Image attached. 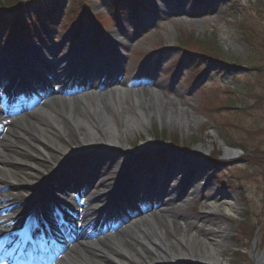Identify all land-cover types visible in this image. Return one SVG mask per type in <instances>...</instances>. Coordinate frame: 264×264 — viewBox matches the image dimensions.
Returning a JSON list of instances; mask_svg holds the SVG:
<instances>
[{"label": "rangeland", "instance_id": "rangeland-1", "mask_svg": "<svg viewBox=\"0 0 264 264\" xmlns=\"http://www.w3.org/2000/svg\"><path fill=\"white\" fill-rule=\"evenodd\" d=\"M35 1L47 2L45 6L40 5L42 24L37 16H34L33 24L29 20L27 12L31 11V6L28 3ZM56 1L54 12L50 9L51 0H28L22 3L18 13L14 12L9 0H0V7H4L1 18L5 20L0 23V50L7 51L18 61L22 53L28 51L24 46L36 43L33 40L37 41L35 45L51 47L55 51L71 47L78 50V40L82 36L85 44L80 45V50L87 59L95 57L97 52H104L107 57L121 60L120 80L126 83L128 90L155 89L161 93L162 102L168 108L174 110L176 107L191 114L193 131H184L173 121L163 120L131 137L134 156L129 169L136 171L143 167L151 174L152 168H156L153 174L158 175L171 159H174L176 169H184V165L197 161L198 176L190 182L192 187L188 195L171 203L170 207L178 209L180 219L187 218L190 225L193 224L191 229L194 232L207 218L223 223L229 229V247L223 258L233 260L231 264H257V257L264 253V161L261 158V153L264 155V72L234 71L201 55L198 57L202 62L196 64L193 56L180 45L188 41L191 42L190 50L204 53L207 47H216L221 53L220 59L228 65L241 64L245 69L264 67V0H189L185 6L188 13L184 14L177 13L176 9L168 10L176 5V0H124L126 5L117 6L113 0ZM156 3L167 9L160 7L146 11L148 5ZM17 5L15 3V7ZM44 8L50 9V13ZM6 11H12V16L9 17ZM115 11L120 16H116ZM93 21L98 23V30L92 25ZM19 31H24L21 45L16 44ZM116 33L124 38V42L109 41V37H115ZM103 38L107 48L102 47ZM194 38L204 46L194 45L196 43L191 41ZM91 63L92 60L87 65ZM94 63L90 66L93 67ZM203 63L209 72L207 69L200 71ZM79 65L88 69L86 64ZM228 68L230 71H225ZM100 80L93 78L88 83L103 91ZM107 82L114 87L117 79L111 77ZM68 87L62 88V94L70 95ZM50 94L48 90L40 92L38 98ZM38 98L34 99L33 108L28 106L27 110L17 111L9 121L24 118L35 111L42 103ZM130 99L124 103L131 105ZM3 125L0 124V133L8 129ZM149 137L154 140V145L139 152ZM227 137L246 148L251 156L238 145L231 146ZM174 142L178 143L179 149H173ZM223 144L236 154L226 155ZM202 145L206 150L196 153ZM113 158L117 162L120 154ZM255 159L259 160L258 163L254 162ZM115 165L112 162V166ZM65 171H68L67 167ZM205 177L209 178L206 186L201 180ZM180 182L181 179L175 184ZM170 188L173 190L174 186ZM194 191L198 195L193 200L195 196L191 194ZM18 193L33 195L27 189L18 190ZM214 196L221 200H216L214 210H210L206 201ZM228 197H233L238 204L231 217L224 215L221 203ZM155 212L158 211H152V214Z\"/></svg>", "mask_w": 264, "mask_h": 264}, {"label": "bare ground", "instance_id": "bare-ground-1", "mask_svg": "<svg viewBox=\"0 0 264 264\" xmlns=\"http://www.w3.org/2000/svg\"><path fill=\"white\" fill-rule=\"evenodd\" d=\"M177 11L180 14L188 13L184 0ZM38 47L41 55L48 57L51 53L47 47ZM0 51V80L4 82L9 77L14 80L25 78V75L12 73L9 76L7 69L18 67L19 63L14 65L15 60L5 55V50ZM30 57L28 52L22 62L29 63L27 60ZM55 68L65 72L59 75L53 72L51 75L45 71L37 78L39 83L49 86L51 94L41 97L42 103L35 111L15 121H9L10 117L0 112V124L8 127L5 133H0V187L5 188L0 197L8 199L5 206H16L12 214L27 209L29 201L34 200L38 206L45 199L65 195L68 189L77 190L87 198L85 206L93 217L99 214L111 217L104 221L110 222L113 229L134 215L147 214L148 218L142 223L132 224L128 230L116 234L109 232L96 237L88 229H79V240L75 244H68L62 235L56 233L55 239L66 246L57 264H231L233 260L226 261L223 258L229 247L228 227L207 218L194 232L191 227L193 224L190 225L187 218L180 219L178 209L170 207L171 203L188 195L186 187L198 176L197 161H192L184 171L171 167L161 168L160 175L147 176L141 180L129 169L134 156L131 137L141 131L145 132L146 127L156 121L163 120L169 123L173 121L184 131H193L195 128L191 124V114L176 107L174 110L168 108L162 102L161 93L155 89L128 90L123 81L108 90L92 88L70 95L62 94L65 83L74 78L77 80L82 75L75 74H85L87 71L76 61L67 63L65 59L58 60ZM27 81L31 82L30 79ZM30 89V94L34 95L36 89ZM128 98H131V105L124 103ZM153 145L154 140L149 137L139 152ZM224 149L228 156L236 154L226 146ZM203 150L206 147L199 146L196 153ZM117 154H120V158L116 162L113 157ZM112 162L117 165L112 166ZM170 162L172 165L175 163L174 159ZM110 166L112 170L108 172ZM66 167L68 171H65ZM187 171L190 174L182 182L179 189L181 192L174 191V188L170 191L169 181L175 184ZM162 181L166 185L159 190V182ZM19 189H27L34 195L24 197L18 193ZM191 195L195 196L194 200L198 194L194 191ZM218 199L214 196L206 201L207 208L214 210L213 205ZM234 200L228 197L221 202L224 215L231 217L237 209L238 204ZM154 208L158 212L152 214ZM61 214L62 217L55 219L50 227L58 225L60 229L62 227L59 226H66L67 213ZM50 215H53L51 210L37 211L32 214L33 218L25 219L24 225L27 221L36 225L39 219ZM101 220L97 217L96 222ZM100 225L103 228L104 224ZM40 249L36 254L42 255L48 245L42 244ZM263 262L264 253L257 257V264Z\"/></svg>", "mask_w": 264, "mask_h": 264}, {"label": "trees", "instance_id": "trees-1", "mask_svg": "<svg viewBox=\"0 0 264 264\" xmlns=\"http://www.w3.org/2000/svg\"><path fill=\"white\" fill-rule=\"evenodd\" d=\"M250 2V1H249ZM8 3H19V0H9V2ZM12 5V4H11ZM2 8H4V7H0V9H2ZM246 36H248V35H246ZM191 41H193V42H195L196 44H194V45H198V46H204L203 44H201V42L200 41H198L197 39H192ZM190 43L191 42H186L185 43V41L180 45V48L181 49H183V50H185L186 51V53L187 54H190V56H193L192 57V59H194V61H196V64L197 63H200V62H202V59H200L198 56L199 55H201V56H206V57H208V58H211V59H213L214 61H216V62H218V63H220V64H222V66L223 67H229L231 70H236V71H241V70H251V71H257V72H264V67H255V66H253V67H251V68H246L245 69V67H243V65H241V64H237V65H231V64H229L228 65V63H226L225 61H223V60H221L220 59V57H221V53H219L218 51H217V49H216V47H207V49H206V51H205V53L204 52H199V51H193V50H190L189 49V47H190ZM212 45V44H211ZM208 48L209 49H211V50H214L215 52L214 53H211V52H208L209 50H208ZM213 52V51H212ZM219 53V54H218ZM195 64V65H196ZM202 66V70H200V71H203V70H205L206 68H207V66H206V64H202L201 65ZM226 69L225 71H230V69ZM199 71V72H200ZM228 107V106H227ZM230 107V106H229ZM228 107V108H229ZM231 108H233V107H231ZM226 135V134H225ZM227 136V135H226ZM228 138V137H227ZM228 140H229V144L231 145V146H233V145H238L237 143H235V142H233L232 140H230V138H228ZM178 146V143L177 142H174L173 143V147H177ZM179 147V146H178ZM238 147H240L239 145H238ZM241 149H243V151H244V153H247L248 155H250L251 156V153L249 152V151H247V149L246 148H243V147H240ZM264 152V151H263ZM252 157H254V156H252ZM214 159H215V157H213ZM261 158H262V160L264 161V155H262V153H261ZM253 159V158H252ZM258 159H255V163H258ZM220 163V162H219Z\"/></svg>", "mask_w": 264, "mask_h": 264}, {"label": "snow or ice", "instance_id": "snow-or-ice-1", "mask_svg": "<svg viewBox=\"0 0 264 264\" xmlns=\"http://www.w3.org/2000/svg\"><path fill=\"white\" fill-rule=\"evenodd\" d=\"M27 240L29 242H33L31 240V237H27ZM18 243H19L18 241L13 240L12 237L10 236H5V237L0 238V258H3L8 255V251L4 247L5 244H8L11 246V245H17Z\"/></svg>", "mask_w": 264, "mask_h": 264}]
</instances>
